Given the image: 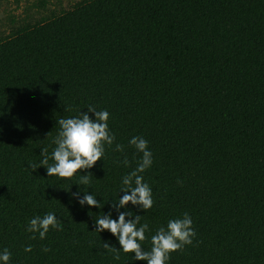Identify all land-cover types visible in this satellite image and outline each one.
<instances>
[{
	"label": "trees",
	"instance_id": "16d2710c",
	"mask_svg": "<svg viewBox=\"0 0 264 264\" xmlns=\"http://www.w3.org/2000/svg\"><path fill=\"white\" fill-rule=\"evenodd\" d=\"M90 106L110 113L116 137L102 160L72 179L33 171L45 147L54 163L57 121ZM134 136L153 154L141 175L155 204L121 211L149 225L145 250L188 213L193 244L168 264H264V0H82L0 36V252L10 264H147L122 249L114 259L103 242L119 249L118 239L95 231L110 209L118 219L112 203L143 155ZM77 192L101 208L81 206ZM49 212L63 230L27 231Z\"/></svg>",
	"mask_w": 264,
	"mask_h": 264
},
{
	"label": "clouds",
	"instance_id": "9594fccd",
	"mask_svg": "<svg viewBox=\"0 0 264 264\" xmlns=\"http://www.w3.org/2000/svg\"><path fill=\"white\" fill-rule=\"evenodd\" d=\"M89 113L94 115V119ZM110 113L107 110L97 111L94 107H89L87 112H81L74 118H61L57 121L60 131L53 143L51 159L53 164H49L48 149H42L41 155L44 159L41 165L31 164L33 171L43 166L47 170L48 176H58L61 179H72L78 173L93 168L105 155V145L111 147L115 140V134L109 129ZM129 143L142 153V158L137 167L123 177L122 183L125 186L121 189L123 196L118 201L112 203V209L118 214V219L112 218V210L107 214L96 218L95 231H109L118 239L120 248L110 245V242H103V247L113 253L114 259H120V250L124 253L134 254L137 261H146L147 264H168L171 253L183 251L185 246L193 244L196 232L193 228V221L188 213H184L183 218L171 219L167 226L159 227L155 234L151 236V248L145 250L143 242L148 239L146 233L149 232L147 223L141 224V215H135L131 211H121L129 203L138 206L145 212L153 207L152 189L148 183L144 182L141 175L152 166L153 154L148 148V141L143 137L134 136ZM115 151L123 152L122 144L115 145ZM125 166H130V162L125 157L121 161ZM92 173L80 177L79 184L88 185L91 183ZM78 198L81 206L85 204L90 207L101 208V202L93 194L85 193L80 198L79 192L73 193ZM50 229L63 230L62 221L54 213H47L43 217L36 216L30 220L27 231L38 233L40 239H45ZM35 239V235L31 237ZM25 252H31L32 246L25 247ZM43 251H50L45 247ZM12 253L7 249L0 252V264H10Z\"/></svg>",
	"mask_w": 264,
	"mask_h": 264
},
{
	"label": "rangeland",
	"instance_id": "374dc122",
	"mask_svg": "<svg viewBox=\"0 0 264 264\" xmlns=\"http://www.w3.org/2000/svg\"><path fill=\"white\" fill-rule=\"evenodd\" d=\"M82 0H0V36L9 33L12 26L26 18H38L50 12L69 10Z\"/></svg>",
	"mask_w": 264,
	"mask_h": 264
}]
</instances>
